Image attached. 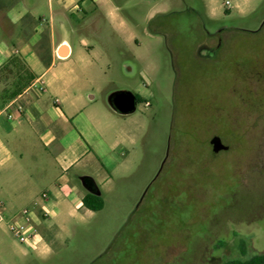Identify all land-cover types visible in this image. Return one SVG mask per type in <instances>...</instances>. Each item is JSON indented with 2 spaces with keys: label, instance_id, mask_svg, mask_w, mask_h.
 I'll use <instances>...</instances> for the list:
<instances>
[{
  "label": "rangeland",
  "instance_id": "rangeland-1",
  "mask_svg": "<svg viewBox=\"0 0 264 264\" xmlns=\"http://www.w3.org/2000/svg\"><path fill=\"white\" fill-rule=\"evenodd\" d=\"M159 2L118 0L137 22L141 47L137 59L110 53L113 84L91 92L105 104L116 89L147 84V94L137 93L135 167L100 184L101 210L65 215L49 255L19 256L0 227L10 253H0V264L101 263L130 243L137 264L264 254V0H231L230 9L224 0H163L167 10L155 15ZM214 136L229 149L213 153ZM81 171L67 174L77 180Z\"/></svg>",
  "mask_w": 264,
  "mask_h": 264
},
{
  "label": "crops",
  "instance_id": "crops-1",
  "mask_svg": "<svg viewBox=\"0 0 264 264\" xmlns=\"http://www.w3.org/2000/svg\"><path fill=\"white\" fill-rule=\"evenodd\" d=\"M159 1L155 15L167 10ZM121 10L118 0H0V203L7 221L30 209L41 237L34 250L19 244L21 257L49 255L62 240L65 215L94 213L83 206V178L102 199L100 184L135 167L137 114H120L109 101L129 92L137 105L147 84L138 92L116 89L105 104L95 94L113 84L110 53L137 59L141 47L137 22ZM75 167L82 171L72 180L67 172ZM0 253L10 257L2 240Z\"/></svg>",
  "mask_w": 264,
  "mask_h": 264
},
{
  "label": "built area",
  "instance_id": "built-area-1",
  "mask_svg": "<svg viewBox=\"0 0 264 264\" xmlns=\"http://www.w3.org/2000/svg\"><path fill=\"white\" fill-rule=\"evenodd\" d=\"M223 5L227 9H230L231 0H224ZM145 106H149V103L145 102ZM41 197L45 200L47 199L48 195L43 193ZM3 208V203H0V224L5 223L8 233L18 244L27 249L34 250L40 242L41 237L37 228L31 223L30 216L32 211L28 208L23 209L17 219L7 221L2 214Z\"/></svg>",
  "mask_w": 264,
  "mask_h": 264
},
{
  "label": "trees",
  "instance_id": "trees-1",
  "mask_svg": "<svg viewBox=\"0 0 264 264\" xmlns=\"http://www.w3.org/2000/svg\"><path fill=\"white\" fill-rule=\"evenodd\" d=\"M140 100L137 97V103ZM83 206L90 211L97 212L102 209L103 201L99 196L87 193L83 198ZM130 245L127 246L120 255H116V252L109 257V260H104L103 262L99 263L97 260L92 264H137L136 261L131 262L133 254L130 253ZM222 264H264V254H255L247 259H230L224 261Z\"/></svg>",
  "mask_w": 264,
  "mask_h": 264
},
{
  "label": "water",
  "instance_id": "water-1",
  "mask_svg": "<svg viewBox=\"0 0 264 264\" xmlns=\"http://www.w3.org/2000/svg\"><path fill=\"white\" fill-rule=\"evenodd\" d=\"M109 102L113 109L120 114L132 113L135 110L136 106V98L129 92H117L111 96ZM209 143L212 147L213 153H219L221 151H227L229 149L227 145H224L222 143L219 136L212 137ZM81 182L89 193L98 195L96 187L88 178H83Z\"/></svg>",
  "mask_w": 264,
  "mask_h": 264
}]
</instances>
